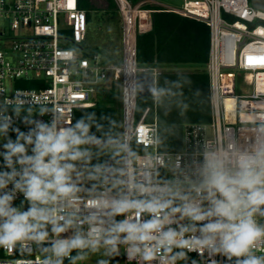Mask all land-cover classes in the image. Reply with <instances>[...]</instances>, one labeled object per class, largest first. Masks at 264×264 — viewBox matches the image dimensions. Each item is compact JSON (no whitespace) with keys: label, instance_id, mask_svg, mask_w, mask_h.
Returning a JSON list of instances; mask_svg holds the SVG:
<instances>
[{"label":"built area","instance_id":"obj_1","mask_svg":"<svg viewBox=\"0 0 264 264\" xmlns=\"http://www.w3.org/2000/svg\"><path fill=\"white\" fill-rule=\"evenodd\" d=\"M123 27V64L106 66L98 54L88 56L82 46L88 30L87 11L80 0H0V131L18 139L38 132L37 124L57 130L73 128L77 109L95 104L94 97L112 72L114 79L124 73L122 88V139L124 144L123 200L148 202L153 199L172 200L173 207L185 202L199 204L210 210L209 192L201 188L205 181L202 168L206 152L228 150L229 145L241 154L253 155L264 145V11L255 8L250 0H182L174 7L159 0H115ZM175 12L182 16L204 21L209 26V54L205 69L210 81L211 117L208 122H190L183 126L182 145L177 151L159 148V132L156 115L147 120L150 107L137 118V75L148 67L138 65L136 39L138 33L150 31L153 13ZM132 65L131 76L125 66ZM156 75V71H153ZM240 88V89H239ZM156 94V92H155ZM155 94L152 96L156 100ZM156 112V101L154 102ZM35 141V136H33ZM26 154L33 156L35 143L28 144ZM46 162L48 158H45ZM22 165L13 156V168L22 173ZM229 169L234 168L229 163ZM0 157V173L12 172ZM20 176L15 178V182ZM15 182L0 189V196L11 194V207L17 209L20 201H29L24 193L14 188ZM197 189H200L197 191ZM219 196V194H217ZM76 200L58 202L60 215L73 220L65 232L55 234L43 241L25 239L11 251L2 248L0 264H56L53 246L62 239H71L79 232L85 239L92 227L104 229L105 238L117 215H111V207H91L89 201H118L117 183L105 178L96 192L76 193ZM187 197V201L181 199ZM21 213L29 209H18ZM136 209L122 214V221L131 218L136 222ZM264 211V208L261 209ZM95 215L96 221L89 223ZM148 212L139 216L141 222L150 220ZM162 218V216H161ZM258 226L264 227V215H254ZM172 223L161 231H179L180 227L194 223L197 229L209 221L191 222L179 220L178 213L171 217ZM215 219V218H213ZM121 221V222H122ZM2 222V221H0ZM64 221H60L63 225ZM118 243L123 244L125 264H238L247 255L229 258L212 247L203 250L187 248L163 250L152 261L142 256H132L130 244L125 243L126 233H121ZM185 239L203 236L199 230L185 233ZM99 242H104L100 239ZM154 243V242H153ZM49 246V255H44ZM141 247H143L141 245ZM214 247H219V242ZM86 248L76 251L82 252ZM183 252V258L177 254ZM249 255L264 257V238H258L250 248ZM161 256L164 259H161ZM172 256H177L173 261Z\"/></svg>","mask_w":264,"mask_h":264},{"label":"clouds","instance_id":"obj_2","mask_svg":"<svg viewBox=\"0 0 264 264\" xmlns=\"http://www.w3.org/2000/svg\"><path fill=\"white\" fill-rule=\"evenodd\" d=\"M6 128L7 125L0 131ZM37 128L38 132H31L27 136L20 133L15 143L9 140L4 145L7 151L3 156L7 167L13 168V156L24 167L22 173L15 168L10 174L0 173V189L6 188L9 182H15V178L20 176V180L14 183V188L22 191L31 202L30 209L21 213L11 207V194L0 196V247L8 251L25 239L45 240L48 237L45 230L47 224L52 225V232L55 234L63 233L72 226L73 220L60 215L62 209L57 207L58 202H74L75 193L78 191L70 176L74 166L62 162L81 158L85 153L78 146L94 140V137H89V126L83 120L77 122L73 128L57 130L55 123L51 127L37 124ZM21 139L28 144L35 143L33 156L26 154V147L20 143ZM232 148L229 145L228 150L205 153L202 168L205 181L201 188L209 192L207 199L211 203L210 210L206 211L193 202L173 207L172 200H119L110 204L101 200L89 201L91 207H111L113 216L136 209L137 220L132 222L131 218H126L122 222L114 223L108 230L109 238H105L104 229L101 227H92L87 239L78 232L74 238L59 240L52 248L53 254L61 257L67 256L72 249H95L102 238L105 245L115 247L120 240L119 234L126 233L124 242L131 245L130 254H139L143 260L149 262L156 259L162 250L165 255L172 253L174 247L187 248L190 251L212 247L213 251L223 252L229 258L248 256L238 264H264V257L249 255L256 240L264 238V227L258 226L253 218L258 212L264 215V211H261L264 208V145L259 146L253 155L230 151ZM229 163H233L234 168L229 169ZM181 199L187 201L188 198ZM142 212H148L152 218L141 222L139 216ZM175 213L181 214L180 219L188 218L191 222H209L199 229L192 223L180 227L179 231H161L164 225L173 222L171 217ZM96 219L95 215L91 216L89 223ZM62 220L63 225L60 224ZM197 230L201 232L202 239L184 238L185 233H195ZM217 241L219 247H214ZM177 255L183 258L184 253ZM176 258L177 256L171 257L173 261ZM161 259L164 257L161 256ZM45 264L48 262L45 261ZM56 264L61 262L57 260Z\"/></svg>","mask_w":264,"mask_h":264},{"label":"trees","instance_id":"obj_3","mask_svg":"<svg viewBox=\"0 0 264 264\" xmlns=\"http://www.w3.org/2000/svg\"><path fill=\"white\" fill-rule=\"evenodd\" d=\"M86 9L88 25L92 20L93 5L89 0H80ZM108 17L117 12L115 0H105ZM107 17V18H108ZM209 26L201 20L182 16L175 12L156 11L150 31L138 33L136 39V60L141 67L154 65L194 64L199 66L193 72L160 71L156 76V112L154 98L138 96L137 118L150 107L147 120L156 115L159 148L163 151H177L182 145L183 126L190 122H208L211 117L210 81L205 69L209 54ZM99 92V90H98ZM122 92L113 86L101 89L94 106L76 110L73 127L83 120L89 126V137L116 140L122 132ZM122 134V133H121ZM89 173L93 192L105 178V159L89 156ZM116 159L114 157V177ZM38 249L49 255V246ZM73 256L78 253L71 250ZM3 250L0 247V257Z\"/></svg>","mask_w":264,"mask_h":264},{"label":"rangeland","instance_id":"obj_4","mask_svg":"<svg viewBox=\"0 0 264 264\" xmlns=\"http://www.w3.org/2000/svg\"><path fill=\"white\" fill-rule=\"evenodd\" d=\"M93 9L91 11L92 20L88 25V30L86 34V39L82 46L84 51L91 56L93 53L98 54L99 59L106 66H122L123 58V27L121 16L117 12L114 16L108 17V9L105 5V0H89ZM168 5L179 7L182 4V0H159ZM108 17V18H107ZM2 24L0 23V29ZM153 70L157 72L160 71H177V72H193L196 71L199 66L194 64H181V65H165V66H151ZM140 68H142L140 66ZM124 82V73H121L120 77L114 79L112 72L109 77L96 93L94 97V102H97L99 93L101 89H108L114 87L120 92H122ZM240 89V88H239ZM95 105V104H94ZM93 105V106H94ZM122 133V132H121ZM116 140L104 139V138H94L88 143L81 144L78 149L85 153L78 160L64 161L62 163H71L74 167L70 173L71 182L76 186L78 191L76 193L91 194L94 193V183L90 179L89 173V156H98L100 158H106L107 155H113L116 159L115 165V180L117 183V197L118 201L123 200V169H124V144L122 139V134ZM11 140L13 143L16 139L8 137L5 135H0V157H4L3 154L6 153L4 147ZM75 193V194H76ZM30 201H20L17 205V209H30ZM181 214L178 213V219H180ZM122 221V214H118V217L114 223H119ZM111 225V227L113 226ZM45 230L48 232V237L53 235L52 225L47 224ZM107 236V234H106ZM124 246L121 243H117L115 247L112 245H105L104 242H99L98 246L93 249L91 247H86L82 252L76 254L71 259L60 258L61 264H125L123 259ZM82 257V258H81Z\"/></svg>","mask_w":264,"mask_h":264},{"label":"water","instance_id":"obj_5","mask_svg":"<svg viewBox=\"0 0 264 264\" xmlns=\"http://www.w3.org/2000/svg\"><path fill=\"white\" fill-rule=\"evenodd\" d=\"M252 5L264 11V0H250ZM156 74L151 71H141L137 75V85H138V96L152 97L156 92ZM0 147V150H3ZM105 179L107 181H112L114 179V156L107 155L105 158Z\"/></svg>","mask_w":264,"mask_h":264},{"label":"bare ground","instance_id":"obj_6","mask_svg":"<svg viewBox=\"0 0 264 264\" xmlns=\"http://www.w3.org/2000/svg\"><path fill=\"white\" fill-rule=\"evenodd\" d=\"M125 72L127 76H131V72H132V65L131 64H127L125 66Z\"/></svg>","mask_w":264,"mask_h":264},{"label":"crops","instance_id":"obj_7","mask_svg":"<svg viewBox=\"0 0 264 264\" xmlns=\"http://www.w3.org/2000/svg\"><path fill=\"white\" fill-rule=\"evenodd\" d=\"M154 68H152V67H148L147 68V71H151V72H153L154 70H153Z\"/></svg>","mask_w":264,"mask_h":264}]
</instances>
